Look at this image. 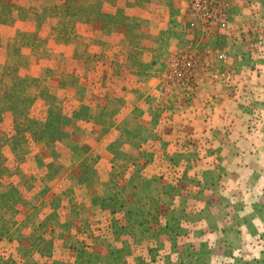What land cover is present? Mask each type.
Instances as JSON below:
<instances>
[{"label":"rangeland","instance_id":"374dc122","mask_svg":"<svg viewBox=\"0 0 264 264\" xmlns=\"http://www.w3.org/2000/svg\"><path fill=\"white\" fill-rule=\"evenodd\" d=\"M191 51L259 133L228 190L209 138L134 109L193 99L166 84ZM0 95V264H264V0H0Z\"/></svg>","mask_w":264,"mask_h":264},{"label":"crops","instance_id":"0c3cea01","mask_svg":"<svg viewBox=\"0 0 264 264\" xmlns=\"http://www.w3.org/2000/svg\"><path fill=\"white\" fill-rule=\"evenodd\" d=\"M206 88L202 84L199 87V90L193 94V96H189L190 98H193L191 100L186 101L184 98H182L179 103L176 104L177 106V113L173 114L172 116L176 117V121L179 125L177 127L172 126L170 123L172 122V116L165 117L167 115L172 114L175 109L172 108L174 105L171 104H165L166 101L169 99H166L163 101V107L161 109L155 110L153 103L147 102V101H140V103L136 104L138 111L137 116L139 117V121L142 122L140 117H144L145 121L148 122L149 125L152 124L154 121L161 120L164 122V125L161 126V129L153 128L152 126L148 127V136L150 137H172L175 136L177 138L185 139L189 137H197V136H206L210 139V146H213L215 148L213 154L218 156V164L215 166L213 163L212 166H215L216 169L213 170V167L209 164H206L208 169H212L210 172H214V176L216 172L218 173V179L220 181H215L214 178L212 179V183L214 182V186H218V183L221 182V184H226L227 190H228V183L231 181H234L236 185H242L243 183V177L241 176V172L244 169V167H247V164L249 163L250 159L252 158L253 162H258V147H257V141L259 138V133L256 131V128L246 130L243 126V118H235V121H233V115H230L228 113V101H231L228 98L226 99H220V98H213L210 96L211 90L209 89V97L210 99L204 97L201 98V96L206 95ZM156 88L152 87V92H154ZM206 97V96H205ZM170 103V101H169ZM219 107V109L217 108ZM133 109V110H134ZM130 110V115L132 114ZM223 122L224 125L220 126L219 129L217 128L216 124L218 122ZM228 120H230V123L232 125L228 127ZM220 139V140H219ZM216 140V141H215ZM218 140V145L215 144ZM183 142H185L183 140ZM186 149H190L189 151H192V148L183 147ZM186 149H180V152H185ZM208 151V153H205L204 151ZM198 154L201 152L200 148H197L196 150ZM202 150V155L205 154L210 155L211 151L208 149ZM190 153V152H189ZM205 153V154H204ZM182 156H190L188 154V151L183 153ZM250 157V158H247ZM209 158V157H208ZM184 161V160H183ZM182 161V162H183ZM198 160H192L186 162L187 164H195ZM189 165H185V168L188 169ZM211 173L209 176H207V180H204L201 184H204V182H209ZM216 177V176H215ZM200 187V186H199ZM201 188V187H200ZM208 189L206 188V191ZM204 191V190H203ZM198 195V198L203 196V192ZM211 197H214L216 195H213L215 190H210ZM210 200V199H209ZM216 202L215 199H211V203ZM205 203H207V200H205ZM191 208H188V211H190ZM198 215L202 216L201 212L203 214H210L207 213L206 208H199L197 209ZM193 216L197 214H192ZM206 220H211L210 217L206 218Z\"/></svg>","mask_w":264,"mask_h":264},{"label":"built area","instance_id":"2783aa9c","mask_svg":"<svg viewBox=\"0 0 264 264\" xmlns=\"http://www.w3.org/2000/svg\"><path fill=\"white\" fill-rule=\"evenodd\" d=\"M195 37V36H194ZM194 51L185 53L180 61L178 60L175 65H174V72L176 75L175 80L172 79L171 81H167V85H171L174 87H180L182 88L186 95L192 96L200 86V82L197 76V71H198V66H197V61L194 58H197L198 54ZM226 53L222 54L221 57H224ZM188 57H192L191 65L187 66L184 64L185 59ZM173 74V73H172Z\"/></svg>","mask_w":264,"mask_h":264},{"label":"trees","instance_id":"16d2710c","mask_svg":"<svg viewBox=\"0 0 264 264\" xmlns=\"http://www.w3.org/2000/svg\"><path fill=\"white\" fill-rule=\"evenodd\" d=\"M0 98H1V95H0ZM3 121V112H2V110H1V108H0V123ZM2 138H4L3 136H1L0 135V147H2L3 146V144H2Z\"/></svg>","mask_w":264,"mask_h":264}]
</instances>
